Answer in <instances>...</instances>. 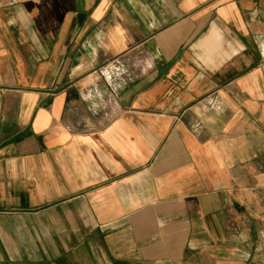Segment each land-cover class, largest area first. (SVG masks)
<instances>
[{
    "label": "crops",
    "instance_id": "0c3cea01",
    "mask_svg": "<svg viewBox=\"0 0 264 264\" xmlns=\"http://www.w3.org/2000/svg\"><path fill=\"white\" fill-rule=\"evenodd\" d=\"M0 264H264V0H0Z\"/></svg>",
    "mask_w": 264,
    "mask_h": 264
},
{
    "label": "built area",
    "instance_id": "2783aa9c",
    "mask_svg": "<svg viewBox=\"0 0 264 264\" xmlns=\"http://www.w3.org/2000/svg\"><path fill=\"white\" fill-rule=\"evenodd\" d=\"M109 102H114V93L110 94ZM225 110L224 102L216 95H208L199 100L194 105L196 120L191 124L190 130L193 133L199 132L203 128V118L209 112H223Z\"/></svg>",
    "mask_w": 264,
    "mask_h": 264
}]
</instances>
